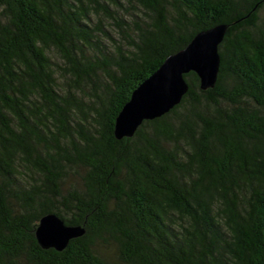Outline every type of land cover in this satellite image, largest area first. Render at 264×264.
Instances as JSON below:
<instances>
[{
    "label": "trees",
    "instance_id": "16d2710c",
    "mask_svg": "<svg viewBox=\"0 0 264 264\" xmlns=\"http://www.w3.org/2000/svg\"><path fill=\"white\" fill-rule=\"evenodd\" d=\"M218 25L216 86L116 139ZM48 214L85 234L43 249ZM0 264H264V0H0Z\"/></svg>",
    "mask_w": 264,
    "mask_h": 264
},
{
    "label": "water",
    "instance_id": "95a60500",
    "mask_svg": "<svg viewBox=\"0 0 264 264\" xmlns=\"http://www.w3.org/2000/svg\"><path fill=\"white\" fill-rule=\"evenodd\" d=\"M227 29V25H218L198 33L186 48L169 56L140 84L116 118V139L133 137L144 121L160 118L179 105L189 90L185 75L193 72L202 90L213 89L221 65L219 46ZM85 232L81 225H67L58 215L48 214L40 219L35 235L43 249L62 252Z\"/></svg>",
    "mask_w": 264,
    "mask_h": 264
}]
</instances>
